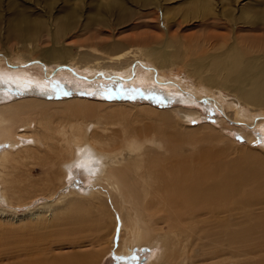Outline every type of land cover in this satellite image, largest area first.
<instances>
[{"label":"rangeland","instance_id":"374dc122","mask_svg":"<svg viewBox=\"0 0 264 264\" xmlns=\"http://www.w3.org/2000/svg\"><path fill=\"white\" fill-rule=\"evenodd\" d=\"M16 14L39 22L41 28H34L27 39L19 38L10 30ZM263 17L264 0H0V104L20 99L94 101L98 109L75 107L70 119L73 123H107V135L121 142L163 138L166 130L164 137L174 151L172 159L180 156L177 160L190 163L189 169L201 171L207 179L204 188L219 183L249 202H234L230 207L226 203L233 201L226 199L222 206L226 212L216 215V206L201 210L212 222L221 218L229 225L225 234L213 233L215 239L201 235L199 244L190 248L192 264H237L247 259L243 253L248 248L253 257L264 255V104H256L261 100L255 97L247 98L249 101L240 98L242 89L233 93L228 87L208 85L207 79L219 80L225 64L232 62V50L264 46ZM67 20L71 26L64 29L61 22ZM123 54L132 60L126 69L111 58ZM43 56L52 57V63ZM86 56L95 57L100 68H112L96 70L91 66L98 64L96 60L82 66L79 61ZM250 58L262 64L264 49H254ZM9 77L16 83H28L29 88L24 93L14 89L13 95L3 83ZM68 105L50 108L55 119L68 118L64 114ZM21 141L22 146H35L26 137ZM8 148L0 144V156ZM148 151L160 156L167 153L153 145ZM66 182L59 192L67 195L74 190L77 195L41 196L21 207L0 201V264L55 263L71 253L98 250L107 253L93 264H148L159 252L146 247L130 257L118 255L117 225L113 228L110 223V232L102 229L105 243L97 233L96 218L100 220L107 212L101 214L100 204L89 196V175L74 168ZM77 202L84 204L80 208ZM238 220L249 227L251 243L238 245L233 238ZM233 255L239 257L233 259Z\"/></svg>","mask_w":264,"mask_h":264},{"label":"bare ground","instance_id":"6f19581e","mask_svg":"<svg viewBox=\"0 0 264 264\" xmlns=\"http://www.w3.org/2000/svg\"><path fill=\"white\" fill-rule=\"evenodd\" d=\"M205 10H209L208 5L205 6ZM100 12L104 14L108 11ZM262 23L264 25V17ZM61 24L64 29H68L71 26L70 20L62 21ZM34 28H41L39 22H31L26 16L21 14L14 16L10 26V30L22 39H27L31 36ZM254 49L263 50L264 46L232 50V62L225 64L227 65L225 73L222 76L219 75V80L208 78L207 84L211 83L219 85V87H228L234 91L233 93H238L242 89V93H238L240 98L243 96V99L248 100L247 98L253 99L255 97L261 100H256V104L263 105L264 62L259 64L250 58ZM52 54L53 58H58L57 52H52ZM88 57L90 59L86 56L79 61L82 66H87L90 63L95 64V60L96 62L98 61L95 57ZM43 58L47 63H52V57L43 56ZM111 58L121 62L118 67L123 69L129 63L131 64L130 61H132L127 54ZM220 62L224 64V61ZM98 64L91 66L99 71H102V69L106 71V69L112 68V65L101 66L102 68H100L98 66L102 64ZM197 66L202 72H206L203 66ZM92 67L91 69H93ZM210 67L214 68L211 65ZM201 71H197L198 74ZM3 81L7 86L6 90L12 91L13 95L16 94V92H13L14 89L24 93V90L29 88L28 83H16L10 77L4 78ZM178 97L182 98L181 95ZM68 102L69 105L66 106L64 111L68 118L55 119L54 111H50V108L60 104H67ZM232 102L234 103V101ZM96 103L78 98L65 103H52L38 99H20L14 102L5 101L0 104V144L9 146L0 156V201H4L11 206L21 207L41 196L77 195L78 193L74 190L69 191L67 195L59 191H63V188L67 185V175L70 177L73 169L78 168L90 177L89 196L100 204L101 214L107 212V215H104L100 220L96 218L98 221L97 233L101 235L100 238L103 243L106 242V235L102 238L103 236L100 232L104 228H108V232H110L112 230L110 223H114L112 227L115 228L117 225L114 231L119 239L115 248L118 255L130 257L134 255L137 249L146 247L150 249L158 248L159 252L152 257L148 264H192L194 259L192 260L193 255L190 254V248L191 246L194 247L202 239L201 235L215 239L214 234L219 231L225 234L229 225H227L229 221L225 222V224L221 218L218 221L220 224L215 221L212 222L211 216L203 215L204 211L201 210L204 208L212 209L211 206H216L217 208L213 213L216 215L220 211L223 212L222 206L225 204L226 199L233 201L226 203L232 207L234 202L236 204L244 202V197L241 193L236 194L234 192L235 189L234 191L230 189L229 192L228 189L215 182L204 188V181L207 179L202 176L201 171L189 169L190 163L177 160L180 156L172 159L174 151L169 146L168 138L164 137L167 133L165 132L166 130L162 131L163 138H166L165 140L163 138L156 139L155 136L143 142L135 139L121 142L107 135V123L105 125L102 122L73 123L72 113L75 107L97 108L93 105ZM248 104L250 103L248 102ZM147 108L150 109V107ZM230 108H234V106ZM235 110L234 118L237 119L238 111ZM151 112H154L152 107ZM187 114L193 117V113L188 112ZM37 125L38 128H36ZM98 130L101 131L98 132ZM23 137L33 142L35 146H22L23 142L21 139ZM149 145L156 146L160 150H166L167 153L163 152L165 154L163 156L151 153L148 151ZM126 154H128V158H126ZM37 172L41 174L38 177L36 176ZM233 199H237V202ZM248 203L243 204L246 205ZM77 204L81 208L84 203L77 202ZM92 209L94 210L95 208ZM104 220L106 221L105 223L103 222ZM235 222L237 223V221ZM99 223L102 224L99 225ZM205 223H207V226L202 227ZM237 228L236 237L233 238L238 245L247 241L251 243V234L249 235L248 233L249 227L247 224L239 223ZM101 240L98 239L99 244H101ZM205 240L208 241L209 238ZM218 241L221 246L223 244L222 240L218 238ZM95 243L97 242L95 241ZM211 244L215 245L216 243L212 242ZM248 249L243 253L248 260H238L236 261L237 264H264L263 253L258 254L257 252L258 255L253 257V254ZM89 253H71L63 260L57 258L58 260H54L55 263L52 262L53 260L50 262H41L43 261L41 260L38 261L39 263L31 262L27 264H93L94 261L95 263L99 262L107 251L98 250L97 252ZM240 256H242L241 253ZM238 257L232 256L233 259Z\"/></svg>","mask_w":264,"mask_h":264}]
</instances>
